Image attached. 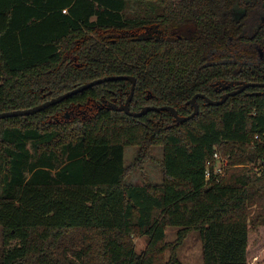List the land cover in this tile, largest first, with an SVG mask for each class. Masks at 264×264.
<instances>
[{
	"label": "trees",
	"instance_id": "trees-1",
	"mask_svg": "<svg viewBox=\"0 0 264 264\" xmlns=\"http://www.w3.org/2000/svg\"><path fill=\"white\" fill-rule=\"evenodd\" d=\"M263 18L264 0H0V113L131 76L132 112L169 106L187 117L197 94L220 99L217 83L264 84ZM131 88L105 82L0 119V264H183L193 231L203 264H248L251 233L264 230V88L220 106L199 98V114L180 124L167 111L136 118L103 104ZM128 147L138 148L131 167ZM153 148L162 181L132 182ZM216 151L231 168L207 182Z\"/></svg>",
	"mask_w": 264,
	"mask_h": 264
},
{
	"label": "rangeland",
	"instance_id": "rangeland-1",
	"mask_svg": "<svg viewBox=\"0 0 264 264\" xmlns=\"http://www.w3.org/2000/svg\"><path fill=\"white\" fill-rule=\"evenodd\" d=\"M71 115V112H67ZM138 155L137 147H128L125 151L124 164L131 167L135 164ZM150 159L144 163L138 161L139 168H133L131 175L132 182L138 184L144 182L147 177L149 181L160 183L162 181L160 148H153ZM251 168V167H250ZM131 182V181H129ZM167 240L172 242L176 237V230H167ZM148 237L136 238V252L141 253L148 244ZM2 247V229L0 228V248ZM248 264H264V230L252 231L249 242ZM178 259L183 264H203L202 242L199 232L193 231L189 234L184 244L178 250Z\"/></svg>",
	"mask_w": 264,
	"mask_h": 264
},
{
	"label": "water",
	"instance_id": "water-1",
	"mask_svg": "<svg viewBox=\"0 0 264 264\" xmlns=\"http://www.w3.org/2000/svg\"><path fill=\"white\" fill-rule=\"evenodd\" d=\"M119 80L130 81L132 83L131 92H130L127 100L124 103H122L120 105H117V104L109 105L108 106L109 109L114 110V111H118L121 113H125L128 116L136 117V118L145 116L146 114H148L149 112H152V111L153 112L167 111L174 117L177 124L187 122L188 120L193 119L194 117H196L199 114V112H200V108H199V104H198L199 98L203 99L207 105L220 106V105H223L228 100L229 97L236 96V95L242 93L243 91H245L251 87H253V88L254 87L264 88V84L238 82V83H236L237 90L222 95L221 98L217 101L211 100L203 94H197L196 96L193 97L192 100H190L188 102V104L194 108L193 113L187 117H182L178 114V112L175 110V108L169 107V106H163V107L147 106V107H144L139 112H132L130 110V103H131L133 96H134V91H135V87H136V79L134 77H131V76H110V77L98 79V80L92 81L90 83L84 84L82 86H79L72 91H69L63 95H60L56 98H53L50 101H47V102H45L41 105H38L36 107L26 109V110H18V111L0 113V119H6V118L18 117V116L35 115L36 113H39V112H41V111H43V110H45V109H47L53 105L59 104V103L63 102L64 100H66L67 98H69L73 95H76L77 93L83 92V91H85L91 87H94L98 84H102L105 82L119 81ZM222 85H224V89H229L234 85V83H229V84L222 83Z\"/></svg>",
	"mask_w": 264,
	"mask_h": 264
},
{
	"label": "built area",
	"instance_id": "built-area-1",
	"mask_svg": "<svg viewBox=\"0 0 264 264\" xmlns=\"http://www.w3.org/2000/svg\"><path fill=\"white\" fill-rule=\"evenodd\" d=\"M255 140L261 142L262 138L259 135L255 136ZM259 166L256 168V171L259 172ZM229 159L227 157L222 156L219 152H215L213 155V160L207 165L206 170V180L209 182L212 178L219 181L222 177H224L227 171L230 169Z\"/></svg>",
	"mask_w": 264,
	"mask_h": 264
},
{
	"label": "flooded vegetation",
	"instance_id": "flooded-vegetation-1",
	"mask_svg": "<svg viewBox=\"0 0 264 264\" xmlns=\"http://www.w3.org/2000/svg\"><path fill=\"white\" fill-rule=\"evenodd\" d=\"M233 15H234V17H235V19L237 20V21H240L241 20V16L239 17V13L238 12H233L232 13ZM263 20H264V18H263ZM258 51H259V54H260V57L261 58H263L264 57V52L262 51V49H260V48H256ZM229 83H234V85L231 87V88H229V89H224V85H222V83L220 84V83H217L216 84V87H217V91L218 92H222V91H224V93H222V95H224V94H227V93H230V92H233V91H235V90H237V85H236V83H238V82H236V81H232V82H227V84H229ZM226 84V83H225ZM259 84H261V83H259ZM246 91V90H245ZM244 92V91H243ZM221 95V96H222ZM221 96H220V98H221ZM122 103H124V102H122V101H119V102H117V100L116 99H113L112 101H110V102H107V101H105L104 100V102H103V104L108 108V106L109 105H112V104H117V105H120V104H122ZM109 109V108H108ZM90 110H92V108H90ZM71 114H73V115H75L74 114V111L72 110L71 111ZM64 117L65 118H69L70 116L69 115H67V113L64 115Z\"/></svg>",
	"mask_w": 264,
	"mask_h": 264
}]
</instances>
